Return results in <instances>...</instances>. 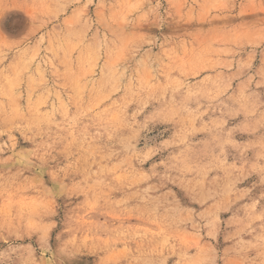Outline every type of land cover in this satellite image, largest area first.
I'll use <instances>...</instances> for the list:
<instances>
[{"label":"rangeland","instance_id":"374dc122","mask_svg":"<svg viewBox=\"0 0 264 264\" xmlns=\"http://www.w3.org/2000/svg\"><path fill=\"white\" fill-rule=\"evenodd\" d=\"M0 264H264V0H0Z\"/></svg>","mask_w":264,"mask_h":264}]
</instances>
